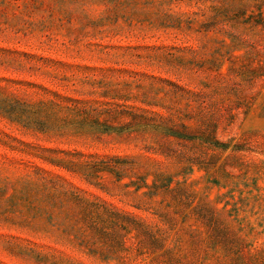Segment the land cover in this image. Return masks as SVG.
<instances>
[{
  "label": "rangeland",
  "instance_id": "obj_1",
  "mask_svg": "<svg viewBox=\"0 0 264 264\" xmlns=\"http://www.w3.org/2000/svg\"><path fill=\"white\" fill-rule=\"evenodd\" d=\"M257 17L264 0H0V264H264ZM110 157L119 178L74 165ZM126 217L162 237L139 248Z\"/></svg>",
  "mask_w": 264,
  "mask_h": 264
},
{
  "label": "trees",
  "instance_id": "obj_2",
  "mask_svg": "<svg viewBox=\"0 0 264 264\" xmlns=\"http://www.w3.org/2000/svg\"><path fill=\"white\" fill-rule=\"evenodd\" d=\"M253 22L264 26V17H257L255 20H253ZM43 117L48 118L45 116H43ZM55 121H57V120L55 119ZM90 121H91V124L88 126V128H90V127L101 128V129H103V130H101V132H105V133L106 132L109 133V131H111V132L117 131L118 133H121L123 130L128 128V126H116V125H112V124L110 125V124L105 123V121L102 122L98 119H90ZM167 129H168L167 131H168L169 135L184 139V141L199 140L200 143H205L207 140L206 138L203 137L202 134L197 133L196 131L193 132L192 130H190L188 127H186L184 125L181 128H174L173 126H171ZM210 144H212L216 147H220L222 150H226L228 148V145L226 143H220L216 140L213 142H210ZM234 149L235 150H242L243 148H242L241 144H235ZM122 162H123V160L121 158L110 157V158H107V160H104V159L103 160H94L93 162L87 163V164L74 163V165L79 167V168L84 169V173H86V176H94L96 173L104 172L107 170L108 173H110L112 175H116V176H118L117 178H119L120 174H121L120 169H124L123 167H121V165H123ZM124 162H126V161H124ZM139 180H141V177H137V179H135V180L131 179L130 183L135 184L137 188H140L141 185H137V182ZM235 184L236 183H232V181L228 182V187H230L229 185L236 186ZM143 186H146V184H144ZM170 186H171V180L167 179V178H165V179L163 178L159 184L153 182L152 185L150 186V188L153 190L164 189V190L170 191ZM233 191L235 192L234 189L231 192H233ZM89 210H90V207H84L82 212L85 213V212H88ZM92 221L93 222L89 223V226H90L89 232L92 235L101 234V232L98 231L97 228H95V226H98L100 222H98L97 220H92ZM123 225L125 228L122 227V229H125L126 232H128V233L134 232L135 233V236L137 237V245L141 249H144L145 247H149L150 242H151L150 240H156L158 238V236L162 237V234L155 235V232H154V234H152V232H149L147 230H144V229L140 230L138 228V226L137 225L135 226V224L132 221H130V218H128V217H126V220H125ZM109 229L113 231L114 227L110 226ZM108 231L109 230H107L106 232H103V234H107V236H108V247H112L114 245L115 236L112 238L111 236H112L113 232L111 231V233H110ZM143 233H145V234H143ZM94 241H96L95 243H98V238L96 236H94ZM159 243H161V241L158 242L157 244H159ZM148 253L150 254L149 249H148ZM173 261L176 263L181 262V260H178V259H173ZM161 262H163V264H174L170 259L166 260L165 258H162V257H161Z\"/></svg>",
  "mask_w": 264,
  "mask_h": 264
}]
</instances>
